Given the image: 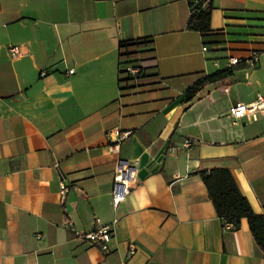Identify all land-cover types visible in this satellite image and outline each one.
I'll list each match as a JSON object with an SVG mask.
<instances>
[{"label": "crops", "instance_id": "0c3cea01", "mask_svg": "<svg viewBox=\"0 0 264 264\" xmlns=\"http://www.w3.org/2000/svg\"><path fill=\"white\" fill-rule=\"evenodd\" d=\"M210 2L200 32L189 0H0V264H264L248 220L226 229L200 174L229 169L264 215V115L229 114L264 94V0ZM135 39L148 43L122 58ZM114 129L132 133L112 151ZM121 169L131 188L115 206ZM95 217L114 228L107 252L76 233Z\"/></svg>", "mask_w": 264, "mask_h": 264}, {"label": "trees", "instance_id": "16d2710c", "mask_svg": "<svg viewBox=\"0 0 264 264\" xmlns=\"http://www.w3.org/2000/svg\"><path fill=\"white\" fill-rule=\"evenodd\" d=\"M191 15L187 27L191 30L207 32L211 29L213 5L205 0H189ZM148 43L146 40L135 39L120 44L121 57L132 58L137 48ZM144 69V67H143ZM145 71V69H144ZM233 74L231 67L205 75L187 90L190 100L206 85L216 83ZM144 73L141 75V77ZM140 77V78H141ZM139 78V79H140ZM130 79H133L130 77ZM138 79V81H139ZM213 201L217 214L225 222L233 224V230L239 229L243 218L248 220L250 229L258 246L264 252V215L256 213L247 197L241 192L232 172L227 168H214L210 171L200 172Z\"/></svg>", "mask_w": 264, "mask_h": 264}, {"label": "built area", "instance_id": "2783aa9c", "mask_svg": "<svg viewBox=\"0 0 264 264\" xmlns=\"http://www.w3.org/2000/svg\"><path fill=\"white\" fill-rule=\"evenodd\" d=\"M207 47H204L206 50ZM22 46L12 44L9 46V54L12 58H18L22 55ZM242 59L237 57H231L229 59V66L238 64ZM258 53H254L253 56L249 59H246L247 62L258 61ZM125 71H127L133 80L136 82L144 73L143 66L139 63L131 62L125 66ZM74 69H70L69 73H73ZM229 114L235 119L239 120L243 117H248L252 120H257L260 115H264V94H259L257 98L249 103L237 102L232 105L229 109ZM132 131L120 132L118 129L110 130L107 135L113 139L112 143L109 145V149L115 151L119 148L120 143L123 139L128 137ZM116 135V138H114ZM186 144H189V140L186 141ZM61 194L66 195L70 191L71 187L68 184L67 180L64 177L60 179ZM130 178H128L127 170H118L114 177L113 184V202L115 206H118L119 203L124 201L126 196L130 193ZM233 224L231 222H225V228L231 229ZM78 236L90 241L92 244L100 247L103 251L107 252L110 250V242L114 236V228L111 224L103 223L99 217L94 219V228L90 232H76ZM138 251V246L135 242L129 243L128 247V256L136 254Z\"/></svg>", "mask_w": 264, "mask_h": 264}]
</instances>
